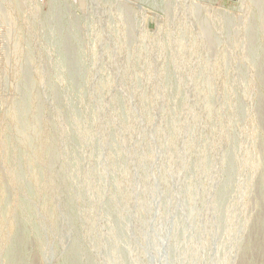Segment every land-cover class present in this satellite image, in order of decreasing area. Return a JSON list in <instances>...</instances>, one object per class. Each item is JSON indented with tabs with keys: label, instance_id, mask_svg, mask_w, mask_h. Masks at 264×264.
Segmentation results:
<instances>
[{
	"label": "rangeland",
	"instance_id": "rangeland-1",
	"mask_svg": "<svg viewBox=\"0 0 264 264\" xmlns=\"http://www.w3.org/2000/svg\"><path fill=\"white\" fill-rule=\"evenodd\" d=\"M0 0V264H264V0Z\"/></svg>",
	"mask_w": 264,
	"mask_h": 264
},
{
	"label": "bare ground",
	"instance_id": "bare-ground-1",
	"mask_svg": "<svg viewBox=\"0 0 264 264\" xmlns=\"http://www.w3.org/2000/svg\"><path fill=\"white\" fill-rule=\"evenodd\" d=\"M207 7L220 10L223 9L225 6L224 4L220 3L218 0H201Z\"/></svg>",
	"mask_w": 264,
	"mask_h": 264
},
{
	"label": "crops",
	"instance_id": "crops-1",
	"mask_svg": "<svg viewBox=\"0 0 264 264\" xmlns=\"http://www.w3.org/2000/svg\"><path fill=\"white\" fill-rule=\"evenodd\" d=\"M226 1H234V0H226Z\"/></svg>",
	"mask_w": 264,
	"mask_h": 264
}]
</instances>
